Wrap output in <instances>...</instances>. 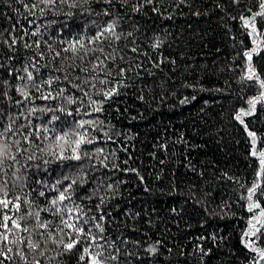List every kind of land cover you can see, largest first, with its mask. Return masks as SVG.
<instances>
[{
	"label": "trees",
	"instance_id": "trees-1",
	"mask_svg": "<svg viewBox=\"0 0 264 264\" xmlns=\"http://www.w3.org/2000/svg\"><path fill=\"white\" fill-rule=\"evenodd\" d=\"M33 3L38 0H0V132L9 116L23 112L13 128L21 147L28 149L17 156L19 181L14 182L13 169L7 176L0 173V187L7 181L6 198L15 203L20 197L18 212L10 203L0 216L15 219L51 208L58 192L76 180L72 200L58 207L72 208L80 224L89 221L84 231L91 226L104 245V264H264V174L257 176L259 157L251 155L264 151V99H258L264 94L259 82L264 80V19L256 17V32L251 26L252 15L261 11L260 0H57L52 7L41 4L43 14L32 9ZM110 24H115V36L106 33L102 42L89 43ZM76 41L104 51L84 56L81 50L73 59L63 49ZM253 48L258 51L249 61L244 53ZM97 58L104 60V71L92 69ZM249 64L259 80L247 79ZM120 68L126 70L122 76L117 75ZM25 69L40 91L27 81ZM55 77L59 80L51 85L43 83ZM85 78L88 85L82 83ZM105 79L108 83H101ZM74 84L92 100L103 101L102 111H93L87 98L81 103L83 93ZM25 85L32 100L17 105L22 97L16 88ZM113 87L116 94L105 98L103 93ZM49 92L56 98H40ZM69 97L77 102L69 103ZM249 100H256L255 109L242 116V124L235 117L241 109L250 110ZM33 107L37 111L29 113ZM80 120L98 123L77 128ZM37 130L31 146L19 136V131ZM74 131L93 139L81 152L86 149L90 159L56 160L47 149L59 152L55 146L63 141L55 138L69 133L68 140L75 139ZM249 132L255 133V145ZM33 153L36 159L27 161ZM70 154L65 150L64 155ZM254 182L260 187L251 202L260 207L250 212L248 190ZM77 206L81 211H75ZM40 216L50 222L49 230L68 218L63 212L41 211ZM250 221L259 232L246 236ZM20 223L35 227L33 219ZM95 223L105 230L103 240ZM31 235L46 256L25 248L29 264L34 256L40 264H89L87 257L78 259L87 241L57 256L62 246L45 244L47 237L35 231ZM64 240L69 242L68 236ZM4 264L23 262L14 257Z\"/></svg>",
	"mask_w": 264,
	"mask_h": 264
},
{
	"label": "snow or ice",
	"instance_id": "snow-or-ice-1",
	"mask_svg": "<svg viewBox=\"0 0 264 264\" xmlns=\"http://www.w3.org/2000/svg\"><path fill=\"white\" fill-rule=\"evenodd\" d=\"M61 4L66 3L67 0H59ZM150 2V0H149ZM238 2V0H237ZM43 4L45 7H52L57 4V0H38V3H33L32 4V9L39 8V6ZM75 5H70V7H74ZM259 8L261 11L254 13L251 17V20L253 21L252 23V28L253 32H256L255 28V20L256 17L259 16L262 19H264V0H260L259 3ZM41 14L45 11V8H39ZM137 11L139 9H136ZM107 14V13H106ZM34 15V13H33ZM241 19H244L241 17ZM245 23L247 24L248 21L246 20ZM115 24H110L108 25L107 28H104L102 30H99L97 32V35L93 37L89 43H97V42H102L103 39H105V34H111L115 36L114 32ZM116 39H119L118 36L115 37ZM15 42V41H13ZM255 43V41H253ZM79 45V48L76 47V45ZM27 46V45H26ZM83 51L84 56H87L89 52H96L99 51L103 53L104 49L103 47H100L98 49H90L86 47L83 42L81 41H76L73 44H70L69 47L63 49V51L68 52L71 51L74 54L73 59L75 58V54L78 53L79 51ZM135 51V49H133ZM257 48H253L249 52H245L244 55L247 57L249 61L252 59L253 53L257 52ZM60 55L59 52L56 53V56L58 57ZM84 56H81L80 59L83 60ZM105 59H109V57H105ZM111 59L114 61L115 57H111ZM98 63L92 65V69L95 70L96 68H100L101 71H104V60H99L97 58ZM35 68V65H33ZM69 67H73V65H69ZM81 72H88L89 70L86 68H81ZM126 70L124 68H120L119 72L117 75L122 76ZM249 75L247 76V79H252L255 77L257 80H259L258 74L255 72V70L251 67L249 64ZM25 72H27V81L31 82L33 86L36 87L37 91H40V87L35 85V80L31 72H29L27 69H25ZM107 75H111V71L107 73ZM79 79V77H77ZM19 79L24 80L25 77H20ZM53 79L59 80V77L55 78H49L48 80L43 81L44 84L51 85L53 83ZM65 79H67V75H65ZM91 79H95V77H92ZM89 79L85 78L83 80L84 85L89 84ZM260 86L264 88V80H260ZM7 84V82H4ZM101 83H108V80L105 79L101 81ZM74 88H78L82 93L83 96L80 98L81 103L84 102V98H87V103L92 106V110L99 112L102 111V108L99 106L100 104L103 103V101L97 102L95 100H92V98L88 95L87 92L84 91L83 87L81 85H73ZM94 87V85H93ZM17 93L22 97L21 100H16L15 104L20 105L24 102H30L32 100L31 92L28 90L27 85L22 86V87H17L16 88ZM63 89L60 90V92L57 93V95H62L63 94ZM117 90L115 87H113L110 91L104 92L103 95L105 98H110L113 94H116ZM5 96H7V93H4ZM41 99H55L56 97L52 96L51 92H49L47 95H41ZM10 99V98H9ZM258 99H264V94H262L261 97ZM69 103H76L77 101L72 99L71 97L68 98ZM255 103L256 100H249L248 104L250 105V110L248 112H245L243 109L240 110V113L236 115L235 119L240 121L242 124L244 123L242 116H247L250 115L252 111L255 109ZM41 111H52V109H40ZM37 111L36 108H29L28 112L33 113ZM63 111V109H61ZM68 115H71V113H68ZM24 117L23 112L19 114V116H9V123L6 125L4 130L0 132V173H3L4 176H7L8 174V169H13L12 176L14 177V182L19 181L21 179L20 176L17 175V172L19 171V168L16 166L20 164V160L17 159L18 155H22L24 152H27V148L21 147V139L17 138L18 133L16 130H14L13 125L15 123L16 119H20ZM53 120L59 119V117H53ZM98 122L93 121V120H80L76 122V127L77 128H84L86 124L96 126ZM102 123V122H99ZM24 127V125H21V129ZM44 132H48V129L45 128L43 129ZM8 133H12V138L10 139L8 136ZM33 135H38V130L33 132L29 131L27 134H24L22 131H19V136L22 137L23 141L31 146L32 140L30 139ZM76 138L72 140H68L69 133H65L62 136H57L55 139L56 141H63V143H58L55 147L59 148V152H56L53 147H49L47 149L48 153H50L52 156L55 157L56 160L59 161H69V160H74V161H82L84 159H90L89 153L86 149H83V154L82 152V146L83 145H91L94 143L93 139L88 138L86 134H82L79 131H74L72 133ZM248 135L252 137V144L255 145L256 140H255V133L249 132ZM15 149V150H13ZM65 150L70 151V155H64ZM41 153H44V149H40ZM98 152H103L102 148L97 149ZM251 155L259 157V165L260 168L257 172V176L259 177L260 175L264 174V151H260L257 153L256 151H252ZM36 156L35 154L28 155L26 157L27 161H32L35 160ZM44 164H47L49 161L44 160ZM65 179H68V177H65ZM57 183H60L59 181ZM76 180H71L70 183L66 186L64 191H59L58 196L50 201L51 208L47 209H40L35 212H28L27 215L21 216L18 218H13L12 216H9L7 213H4L2 216H0V257L3 259H0V264H4V260L8 261H13L14 257H19V259L23 262V264H29L28 256L25 252V248L30 251L31 253L38 254L39 256H46V251L42 247L41 243L37 240H34L32 238L31 233L33 231L37 232V234L41 237L44 238L45 236L47 239L44 241L46 244L48 241H51L53 244H56L57 247L62 246L63 251H58L56 253L57 256H62L66 253H70L72 249L76 247L77 244L83 245L86 241L88 242L87 247H83V252L82 254L79 255L78 259L79 261H84L85 258H88L89 264H104V260L100 259L101 256H103V250H104V245L99 244L97 242V238L95 235L92 234L91 232V226L89 228V231L86 233L84 231V226L88 225L89 221L84 220L83 224L78 223V221L81 219L80 216H76L75 220H73V209L72 208H67L65 207L63 210L58 207V204L65 200H72V186L76 184ZM55 188V185H53ZM260 187V184L258 182H254L252 188H250L249 195H248V200H249V206L248 210L252 212L255 208H259L260 205L258 203H253L251 202V198L253 194L256 192V190ZM7 181L4 182L3 187H0V191L4 192V199H0V210L8 208L10 203H13L12 201L8 200L7 197ZM67 193V195H66ZM264 194V193H262ZM40 196H44V192L39 193ZM19 199L20 197H15V203H13V209L15 211H19L20 205H19ZM25 203H28L27 200H25ZM41 211H49L52 212L53 215H61L63 213L68 214L67 219H61L60 224L62 227L57 226L53 230L50 229V222L45 221L41 219L40 212ZM75 211L79 212L81 211L79 207L75 209ZM261 216H264V209L261 210ZM29 219H33L35 222V227L30 229L26 225H22L20 221H28ZM94 219V218H90ZM103 217H101V220ZM253 219H257L255 216ZM11 220V227H9L8 221ZM250 223V228L249 231L245 233L246 236L248 235H256L257 232H259V229L257 228L255 232L252 230L255 228V225ZM94 226L98 233L100 234V240L104 239L103 233H104V228L100 223H95ZM43 229L44 231H39ZM68 231H65V230ZM20 233H27V236L20 235ZM73 234H75V239H73ZM68 236L69 242H65L64 236ZM59 236V238H57ZM11 237V238H10ZM83 238V239H82ZM247 247H251V244H247ZM95 247L98 249L94 253L91 251V249ZM13 248H15V252L13 251ZM152 251H155V249H152ZM257 251H259L257 249ZM262 257H264V253H261ZM47 258V257H46ZM112 260H116L117 257L112 256L110 257ZM31 264H40V260L36 259L35 256L33 257Z\"/></svg>",
	"mask_w": 264,
	"mask_h": 264
}]
</instances>
